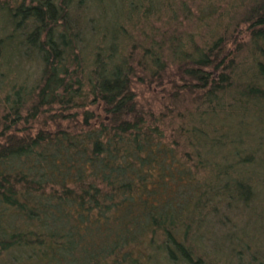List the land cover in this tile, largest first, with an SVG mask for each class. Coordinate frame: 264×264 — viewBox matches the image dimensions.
Wrapping results in <instances>:
<instances>
[{
	"label": "trees",
	"instance_id": "1",
	"mask_svg": "<svg viewBox=\"0 0 264 264\" xmlns=\"http://www.w3.org/2000/svg\"><path fill=\"white\" fill-rule=\"evenodd\" d=\"M186 12L0 0V264H264L229 226L263 180L264 0L245 41L182 42Z\"/></svg>",
	"mask_w": 264,
	"mask_h": 264
},
{
	"label": "rangeland",
	"instance_id": "2",
	"mask_svg": "<svg viewBox=\"0 0 264 264\" xmlns=\"http://www.w3.org/2000/svg\"><path fill=\"white\" fill-rule=\"evenodd\" d=\"M249 1L251 0H185L190 15L186 12L184 15L181 13L177 16L178 24L174 29L175 35L182 42L193 39L195 43H199L213 35H221L224 30L232 31L235 25L233 33L234 35L239 33L237 40L245 41L247 39L246 25L240 22V19L241 12L244 11V7ZM228 21H231V23L227 24ZM134 93L140 105L151 104L155 111L160 107L158 106V100L164 97L161 93V87L154 84L149 89L143 85H135ZM256 169L259 172L262 171L263 175L259 197L255 199L254 203L250 204L249 208L238 210L236 216L233 214L236 210L229 213L231 218L229 226H234L240 235L242 227L246 224L244 236L245 242L249 244L247 256L257 253L258 250H263L262 247H264V162L257 163ZM255 247L258 248L257 251Z\"/></svg>",
	"mask_w": 264,
	"mask_h": 264
}]
</instances>
